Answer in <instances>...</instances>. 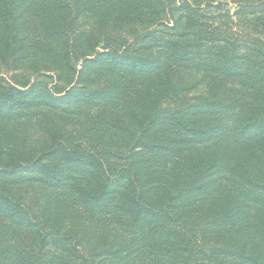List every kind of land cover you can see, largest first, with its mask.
<instances>
[{"label": "trees", "instance_id": "16d2710c", "mask_svg": "<svg viewBox=\"0 0 264 264\" xmlns=\"http://www.w3.org/2000/svg\"><path fill=\"white\" fill-rule=\"evenodd\" d=\"M0 264H264V0H0Z\"/></svg>", "mask_w": 264, "mask_h": 264}]
</instances>
